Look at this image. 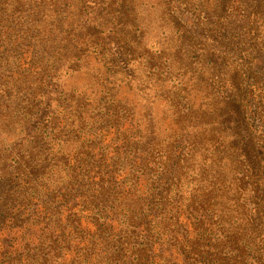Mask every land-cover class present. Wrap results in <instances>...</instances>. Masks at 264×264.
<instances>
[{"label": "rangeland", "instance_id": "obj_1", "mask_svg": "<svg viewBox=\"0 0 264 264\" xmlns=\"http://www.w3.org/2000/svg\"><path fill=\"white\" fill-rule=\"evenodd\" d=\"M206 1L209 2L125 0L122 4L120 0H42L29 7L27 18L37 23L38 28L34 27L32 35L38 39L32 38L36 46L30 51L27 49L30 65L17 69L20 78H24L25 90L21 87L18 95L4 93L1 97V91L6 88L0 86V136L3 138V141L0 139V166L6 165L14 178L7 187L14 196L15 206H9V210L17 213L15 220L26 228L0 231V240L6 232L13 233L17 239L13 242L14 249L19 248L26 229L30 235L42 231L47 220L43 217L51 212L58 218L53 219L56 227L65 228L66 232H73L72 227L77 225L72 216L81 217V227L75 234L79 238L84 237V230L94 232L96 227H103L108 232L106 241L114 249L150 241L157 251L140 246V250L145 249L142 264H181L170 246H175L174 251L178 248L182 251L183 243L187 242L199 246L200 254L193 257L192 263L205 264L200 248L205 243L203 213L209 210L220 216L225 208L223 194L227 195L228 203L237 196L229 160L219 163L216 153L213 156L210 136L193 129L195 122L181 123L174 111V104L181 113L187 108L203 110L207 104L206 81L199 82L183 69L176 70L180 59L183 66L188 59L179 48L180 55L176 52L180 41H186L185 47H188L189 33L185 32L184 21L190 16H199L205 21ZM4 2L1 0V19L13 10L11 0ZM96 8L107 15L94 24L92 17ZM88 20L90 29L95 25L93 35H83L76 44L75 37L70 36L74 34L71 29L75 24L85 25ZM10 25L0 26L2 50L9 48L5 32ZM117 31L120 57L119 62L113 63L106 34L111 36ZM63 39L69 43L63 44ZM10 65L13 66V61ZM193 65L198 77L206 79L210 66L197 61ZM250 68L264 103V51L250 61ZM5 73L6 69H0L3 80ZM26 75L30 78L29 84ZM113 97L115 102L111 103L109 99ZM141 103L146 104L144 110ZM108 105L110 110L101 109ZM147 109L151 110L155 126L156 150H168L179 134L189 141L182 149L171 147L175 149L173 153L183 152L185 173L171 184L168 196L172 204L159 216L155 197L160 190H155V185L160 183L155 168L146 170L140 165H128L112 153L130 125L124 119L132 111L137 113V116L133 113L134 121L141 123L143 136L147 133L141 120V114ZM104 118L114 123V128L103 129ZM232 119L226 117L225 122ZM223 126L229 134L231 125L223 123ZM220 140L226 139L221 136ZM238 142L245 144L242 140ZM104 148L109 151L105 152ZM87 149L99 151H92L94 157H87L88 173L69 168L75 165L78 153ZM261 154L258 151L253 155L255 168ZM33 173L36 178L30 181ZM41 185L55 191L51 199H47L48 193ZM232 205L231 212L240 216L247 213L240 200ZM185 234L182 241L177 238ZM214 237H219L218 233ZM43 243L47 241H38L34 249ZM72 247L73 244V250ZM79 254L83 255L84 251ZM73 255L64 252L58 263L78 264L72 262ZM100 264H105V260Z\"/></svg>", "mask_w": 264, "mask_h": 264}, {"label": "trees", "instance_id": "obj_2", "mask_svg": "<svg viewBox=\"0 0 264 264\" xmlns=\"http://www.w3.org/2000/svg\"><path fill=\"white\" fill-rule=\"evenodd\" d=\"M4 1L5 4L10 0ZM38 1L42 2V0H11L13 10L6 13L4 19H1L2 11H0V26L11 23L5 32L9 38L7 40L9 48L2 50L0 36V69H6L4 80L0 78V86L6 88L5 91H1V97L4 93L18 95L22 82H24V78H20L21 73L17 69L29 64L26 56L27 49L30 51L36 46L32 44V38L36 41L38 37L32 35V32H34V27L38 28V25L34 23V19H28L27 16L29 7ZM120 1L122 4L125 3V0ZM185 1L188 2V0ZM1 8L0 0V10ZM186 11L184 7L183 12L186 13ZM93 12L95 13L92 17L94 24L98 19L105 18L107 15L99 8ZM204 12L207 15L205 21H201L199 16L196 18L190 16L188 23L184 21L185 32L189 33L186 37L187 46L190 48L185 47L186 41H180V46L176 47L178 55H180L179 48L184 58H188L184 66L180 59L179 68L176 70L183 69L186 74L196 77L199 82L206 81L207 87L204 91L207 93V104L203 110L187 108L182 110V113L177 110V104H174V111L181 123L195 122L196 124L192 125L193 129L200 130V134L207 133L210 136L214 144L212 145L213 156L215 157L216 153L219 163H223L224 159L229 160L237 187V196L232 197V203L240 200L242 208L247 213L240 216L238 213L231 212L233 205L225 200L226 194L221 197L225 208L220 216L209 210L204 211L202 220L205 226V236L204 234L202 236H204L205 243L200 247L204 253L202 260L205 264H251L253 262L264 264V177L262 175L264 172V103H261L256 90L257 78L249 73L251 72L250 61H254L255 56L261 55L264 51V0H209V2L206 1ZM89 20L85 25L75 24L72 27L71 31L74 34L70 36L75 37L76 44L81 42L83 35H93L91 32L95 29V25L93 24L90 29V25H87ZM106 21L111 22L109 19ZM106 35V44L111 46L113 52V63L119 62V33L117 31L111 36ZM72 41L74 42V39ZM62 42L65 45L69 43L65 39ZM11 61H13V66L10 65ZM193 61L203 63V66H210L206 79L198 77ZM7 65L10 66L9 69ZM29 79L26 75L28 84ZM208 81L211 83L209 84ZM252 84L255 85L253 89ZM29 87L31 88V85ZM22 89L25 90V84ZM109 101L114 103L115 98H110ZM141 105L144 110L146 104L141 103ZM103 108L110 110L109 105L101 107ZM132 112L137 116L135 111ZM133 113L124 119L130 125L126 132L122 133L112 153L122 157L128 165H140L146 170L155 168L154 173L156 172L160 183V185H155V190H160L155 197L159 216L165 208L172 204L168 196L171 184L185 173L186 161L183 152L173 153V149H182L188 145L189 141L183 134H179L170 144L174 148L168 147L165 152L156 150L153 138L155 126L151 110L147 109L141 114V120L146 125L145 130L147 131L144 136L142 125L134 121ZM226 117L233 119L225 122ZM117 120L120 121V119ZM223 123L231 125L229 134ZM101 125L103 129L114 128V123L110 124L105 118ZM217 133H220L226 140H220L221 136ZM0 139L3 141L1 136ZM238 140H242L245 144H239ZM104 149L105 152L109 151ZM92 151H97V149L89 151L87 149L84 153H78L79 159L77 158L75 165L69 168L88 173V170H85L89 168L86 159L94 157ZM258 151L262 154L258 160V167L255 168L252 158ZM108 154L111 155L110 152ZM32 178H36L34 173L31 174L29 180L31 181ZM13 179L6 165H1L0 231L3 232L26 228V225L21 227L15 220L17 213L9 210V206H14V196L11 191H7V187ZM41 186L45 187L48 193L47 199H51L55 191H50L44 185ZM54 217L57 221V216L51 212L49 216L43 217L47 220L42 231L32 232L30 235L29 229H26L20 242L22 245L20 244L17 249H14L13 245V242L17 240L16 237L13 233L6 232L5 237L0 240L2 243H0V264H27L26 262L29 264H60L58 260L64 252L67 254L72 252L74 254L72 262L78 264H100L103 260L105 264H142L145 249L151 252L157 251L150 241L145 245L134 243L130 247L114 249L115 247L108 245L106 241L108 232L100 226L96 227L94 232L84 230V237L79 238L75 234L81 227V217L72 216L74 223H77L72 227L73 232H66V229L60 226L56 227ZM216 233L219 237H214ZM185 237L186 234L177 236L181 241ZM40 240L47 241V243H43L39 249H34ZM72 244L73 250L71 249ZM81 244L83 246L79 248ZM183 244L182 251L179 248L174 251L175 246H170L173 248L171 252L175 253L181 264H193V257L200 254L199 246L192 242ZM140 246H144L145 249L140 250ZM80 251H84V254L80 255Z\"/></svg>", "mask_w": 264, "mask_h": 264}]
</instances>
